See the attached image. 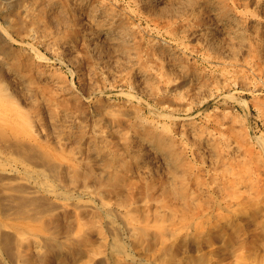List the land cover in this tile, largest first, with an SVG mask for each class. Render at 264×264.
<instances>
[{
  "label": "rangeland",
  "instance_id": "rangeland-1",
  "mask_svg": "<svg viewBox=\"0 0 264 264\" xmlns=\"http://www.w3.org/2000/svg\"><path fill=\"white\" fill-rule=\"evenodd\" d=\"M0 264H264V0H0Z\"/></svg>",
  "mask_w": 264,
  "mask_h": 264
},
{
  "label": "bare ground",
  "instance_id": "bare-ground-1",
  "mask_svg": "<svg viewBox=\"0 0 264 264\" xmlns=\"http://www.w3.org/2000/svg\"><path fill=\"white\" fill-rule=\"evenodd\" d=\"M155 140L158 142L159 145H161V146H164L165 145L166 146V144H164L165 141L163 140V138L160 135L158 137H156Z\"/></svg>",
  "mask_w": 264,
  "mask_h": 264
}]
</instances>
